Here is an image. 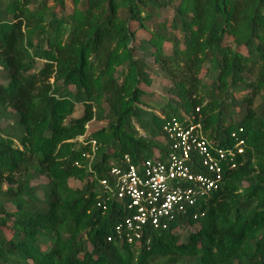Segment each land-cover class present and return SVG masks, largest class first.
<instances>
[{
    "label": "trees",
    "instance_id": "trees-1",
    "mask_svg": "<svg viewBox=\"0 0 264 264\" xmlns=\"http://www.w3.org/2000/svg\"><path fill=\"white\" fill-rule=\"evenodd\" d=\"M192 117L235 167L197 219L108 242L99 181ZM0 264H264V0H0Z\"/></svg>",
    "mask_w": 264,
    "mask_h": 264
},
{
    "label": "built area",
    "instance_id": "built-area-1",
    "mask_svg": "<svg viewBox=\"0 0 264 264\" xmlns=\"http://www.w3.org/2000/svg\"><path fill=\"white\" fill-rule=\"evenodd\" d=\"M164 132L170 145L163 159L155 156L132 164L125 156L121 166L110 168L108 179L99 181L109 194L105 202L114 199L123 208L115 237L108 242L115 238L138 244L146 233L165 231L176 219H197L198 201L219 188L223 169L235 167V157L243 153L241 140L232 149H217L193 117L187 126L172 122ZM91 146L94 149V141Z\"/></svg>",
    "mask_w": 264,
    "mask_h": 264
},
{
    "label": "rangeland",
    "instance_id": "rangeland-1",
    "mask_svg": "<svg viewBox=\"0 0 264 264\" xmlns=\"http://www.w3.org/2000/svg\"><path fill=\"white\" fill-rule=\"evenodd\" d=\"M70 11V4L68 3V5H67V12H69ZM162 17H163V19H170V17H171V12L170 11H168V12H164V13H162ZM135 28H136V25L135 24H132L131 25V29L132 30H135ZM137 35H138V38L140 39V38H142L143 37V34L139 31V32H137ZM170 51H171V45L170 44H166L165 45V47H164V52L166 53V54H169L170 53ZM137 54V56H140V53H136ZM163 84V85H162ZM162 84H159V85H162V86H167V83L166 82H162ZM146 90H148V92H150V91H152V89H146ZM79 110H76V115L77 116H79ZM10 123V122H9ZM6 123H3V124H1L2 126H4ZM103 126V124L102 123H99V122H95V121H92V122H90L89 124H88V126H87V130H88V132L89 133H92V132H95L96 130H98V129H100L101 127ZM156 156V154L155 153H149L148 155H146L144 158L145 159H153L154 157ZM40 182H45L43 179H40ZM69 185H70V187L71 188H73V189H76V188H81V184L79 183V182H77V181H75V180H69ZM38 194H40L39 192H38ZM180 222V220L179 219H176V221H175V224H177V223H179ZM196 229L195 228H189V229H178V230H176V234H179V236L181 237V241L182 242H185V239H186V237L191 233V232H194ZM117 244H119V243H117Z\"/></svg>",
    "mask_w": 264,
    "mask_h": 264
}]
</instances>
